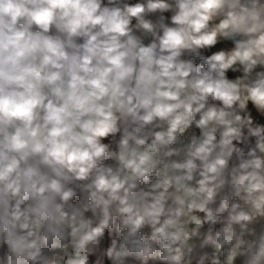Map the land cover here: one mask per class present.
Returning <instances> with one entry per match:
<instances>
[{
	"label": "clouds",
	"instance_id": "obj_1",
	"mask_svg": "<svg viewBox=\"0 0 264 264\" xmlns=\"http://www.w3.org/2000/svg\"><path fill=\"white\" fill-rule=\"evenodd\" d=\"M0 264H264V0H0Z\"/></svg>",
	"mask_w": 264,
	"mask_h": 264
}]
</instances>
